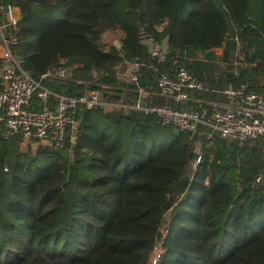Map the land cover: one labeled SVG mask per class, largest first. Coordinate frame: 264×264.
Instances as JSON below:
<instances>
[{"label":"trees","instance_id":"1","mask_svg":"<svg viewBox=\"0 0 264 264\" xmlns=\"http://www.w3.org/2000/svg\"><path fill=\"white\" fill-rule=\"evenodd\" d=\"M8 6L22 13L23 68L36 79L66 69L44 79L56 92L120 101L143 87L179 109L226 107L229 85L264 88V0H0V17ZM114 30L120 46L107 47ZM151 45L165 62L149 58ZM146 61L132 69L138 82L119 77L120 65ZM176 65L207 90L185 102L161 95L156 77ZM76 119L61 147L35 155L0 123V264H152L157 249V264H264L263 139L208 138L102 106Z\"/></svg>","mask_w":264,"mask_h":264},{"label":"built area","instance_id":"2","mask_svg":"<svg viewBox=\"0 0 264 264\" xmlns=\"http://www.w3.org/2000/svg\"><path fill=\"white\" fill-rule=\"evenodd\" d=\"M11 7L8 6L5 11L9 12ZM17 22L18 20L7 18L5 23L0 24V37L3 41L0 123L3 125V136L6 139L21 136L53 148L61 147L70 129L77 128L78 108L102 106L107 110H119L123 114L135 112L155 115L164 125L191 133L203 130L208 138L217 134L228 142L240 144L264 140V88H251L246 83L239 86L229 85L219 91L221 96L228 99L229 104L226 107L222 108L213 103V108L179 109L170 104L153 103L143 87H139L137 96L120 101H106L101 93L94 90L82 95L56 92L44 84V79L64 78L66 69L61 67L53 70L40 79L32 77L14 52V47L18 44ZM8 27L12 28L10 32L7 31ZM149 58L161 63L167 60L168 54L158 46H153L149 50ZM149 64L153 67V64ZM142 66L149 67L146 61L135 63L132 69L138 70ZM153 68L158 70L157 67ZM127 79L138 82L137 74L133 71ZM156 86L161 95L172 96L177 102H185L191 99L194 93L207 90L205 82L191 73L185 65H176L171 74L160 72L156 77ZM75 140L71 134V142ZM201 160L202 154L198 152L193 167L195 168ZM263 177L264 174H260L255 181L262 182ZM158 258L159 254L153 258L154 264Z\"/></svg>","mask_w":264,"mask_h":264},{"label":"crops","instance_id":"3","mask_svg":"<svg viewBox=\"0 0 264 264\" xmlns=\"http://www.w3.org/2000/svg\"><path fill=\"white\" fill-rule=\"evenodd\" d=\"M22 16V13H21V10L19 7H11L10 11L9 12H6V11H3V14L2 16L0 17V24L2 23H5L7 21V18H13L15 20H19ZM10 27H8L7 31H9ZM162 48H165L164 44L163 46H161ZM151 49V48H150ZM222 49L219 48V49H216L214 51V60L217 61L218 58L221 56L222 54ZM2 54H3V41L0 37V60H1V63H2ZM2 66V65H1ZM1 66H0V69H1ZM32 143H39L40 145L42 144V142H39V141H35L31 138H22V141L20 143V148L23 150L22 148V145L23 144H26V145H29L28 146V150L26 149L25 151L27 153H29L30 155H35L36 152H37V148L36 149H33V147H31V144ZM39 145V146H40ZM43 145V144H42ZM38 146V147H39Z\"/></svg>","mask_w":264,"mask_h":264},{"label":"rangeland","instance_id":"4","mask_svg":"<svg viewBox=\"0 0 264 264\" xmlns=\"http://www.w3.org/2000/svg\"><path fill=\"white\" fill-rule=\"evenodd\" d=\"M120 37H121V33L119 31H107L106 33H104L103 35V44L106 45L107 47L111 44H118L120 42ZM153 45H151L152 47ZM132 68L133 66L131 64H122L119 66L118 70V74H119V77L120 78H127L128 75H130L131 71H132ZM40 144L39 143H32L31 144V147H33V149H38V146ZM42 145V144H41ZM28 146L29 145H26V144H23L22 145V148H23V151H25L26 149L28 150ZM201 148V145L199 143H197V146H196V150L199 152ZM161 252V250L157 249L152 257H156L159 253ZM152 258V260H153ZM152 264H154V260L152 261ZM157 264V263H156Z\"/></svg>","mask_w":264,"mask_h":264},{"label":"water","instance_id":"5","mask_svg":"<svg viewBox=\"0 0 264 264\" xmlns=\"http://www.w3.org/2000/svg\"><path fill=\"white\" fill-rule=\"evenodd\" d=\"M118 46H120V44H118ZM19 58V60H21L22 58L21 57H18Z\"/></svg>","mask_w":264,"mask_h":264}]
</instances>
